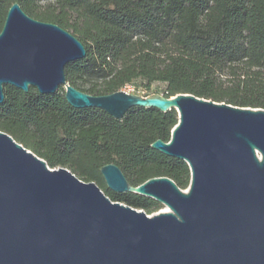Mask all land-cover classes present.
Returning a JSON list of instances; mask_svg holds the SVG:
<instances>
[{"label":"water","instance_id":"obj_1","mask_svg":"<svg viewBox=\"0 0 264 264\" xmlns=\"http://www.w3.org/2000/svg\"><path fill=\"white\" fill-rule=\"evenodd\" d=\"M86 54L73 33L13 3L0 32V104L11 85L42 94L63 87L73 107L117 119L136 106L176 108L171 139L152 146L185 160L190 184L158 176L134 186L117 164L103 165L112 191L167 206L150 215L0 130V264H264V108L192 93L92 95L65 72Z\"/></svg>","mask_w":264,"mask_h":264},{"label":"trees","instance_id":"obj_2","mask_svg":"<svg viewBox=\"0 0 264 264\" xmlns=\"http://www.w3.org/2000/svg\"><path fill=\"white\" fill-rule=\"evenodd\" d=\"M15 2L85 45L86 56L65 69L81 91L109 94L137 81L149 90L161 82L167 97L192 93L264 108V0H0V32ZM4 92L0 130L51 167L96 181L111 199L148 214L163 208L151 197L109 189L100 171L109 163L134 186L167 176L188 188L189 164L152 146L171 139L176 108L136 106L117 119L101 108L73 107L63 87L42 94L5 85Z\"/></svg>","mask_w":264,"mask_h":264},{"label":"rangeland","instance_id":"obj_3","mask_svg":"<svg viewBox=\"0 0 264 264\" xmlns=\"http://www.w3.org/2000/svg\"><path fill=\"white\" fill-rule=\"evenodd\" d=\"M135 85H136V89L134 92H131V93H136V94H140V95H144L146 96V94L150 95V94H153V93H160V94H163V91H164V86L165 84L164 83H161V82H155L151 85L150 89L149 90H146L140 81H137L135 82ZM186 190V189H185ZM164 210H167V206L166 205H163V208H161L160 210L156 211V212H153L151 213L150 215H153L155 213H158L160 211H164Z\"/></svg>","mask_w":264,"mask_h":264},{"label":"built area","instance_id":"obj_4","mask_svg":"<svg viewBox=\"0 0 264 264\" xmlns=\"http://www.w3.org/2000/svg\"><path fill=\"white\" fill-rule=\"evenodd\" d=\"M135 89H136L135 85H133V84H128V85L125 86V88H124L123 90L126 91V92L131 93V92H134ZM130 91H131V92H130Z\"/></svg>","mask_w":264,"mask_h":264}]
</instances>
